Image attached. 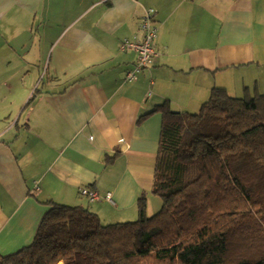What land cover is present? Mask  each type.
Here are the masks:
<instances>
[{"label": "crops", "instance_id": "crops-1", "mask_svg": "<svg viewBox=\"0 0 264 264\" xmlns=\"http://www.w3.org/2000/svg\"><path fill=\"white\" fill-rule=\"evenodd\" d=\"M149 9L157 56L128 83L138 57L121 44L142 37ZM263 20L264 0H0V253L32 243L49 201L116 224L138 218L145 194L147 216L156 214L154 110L196 111L213 89L230 91L235 68L264 73ZM252 81L264 94L260 77L242 90L251 95ZM24 87L33 94L21 122L22 106L12 108ZM84 187L114 203L89 205Z\"/></svg>", "mask_w": 264, "mask_h": 264}, {"label": "trees", "instance_id": "trees-1", "mask_svg": "<svg viewBox=\"0 0 264 264\" xmlns=\"http://www.w3.org/2000/svg\"><path fill=\"white\" fill-rule=\"evenodd\" d=\"M155 112L156 214L147 216L145 194L138 221L116 224L49 201L32 243L0 253V264H264V94L215 88L197 113L168 102ZM84 188L89 205L108 202H91Z\"/></svg>", "mask_w": 264, "mask_h": 264}, {"label": "built area", "instance_id": "built-area-1", "mask_svg": "<svg viewBox=\"0 0 264 264\" xmlns=\"http://www.w3.org/2000/svg\"><path fill=\"white\" fill-rule=\"evenodd\" d=\"M154 15L155 10L149 9L143 16L140 24L141 38L126 39L121 44V51H133L138 57L136 65L126 75L128 83L136 81L141 72L149 69L157 56L155 43L158 39L159 31L154 22ZM81 195L87 197L91 202L105 200L114 203L111 193L101 197L96 191L84 188L81 190Z\"/></svg>", "mask_w": 264, "mask_h": 264}, {"label": "rangeland", "instance_id": "rangeland-1", "mask_svg": "<svg viewBox=\"0 0 264 264\" xmlns=\"http://www.w3.org/2000/svg\"><path fill=\"white\" fill-rule=\"evenodd\" d=\"M257 40H260L261 44L264 45V20L263 22L261 23V28L259 29V32L257 34ZM264 69V68H262ZM249 70V71H247ZM260 71V70H259ZM233 73L237 74V79H236V82L234 83V85H230V91L228 92L231 96H234V97H238V98H246V97H250V96H256L258 94H261V93H255L256 92V89H255V84H254V81H252L250 84V91H251V95H247V90H242L241 87H244L246 82H250V78H253V80L256 79V77H260V80L263 81L264 80V73L263 72H256V68H253V70H250L248 69L247 67H242V68H235V70L233 71ZM249 75L248 78H246V75ZM251 75V76H250ZM41 78L38 77L37 79V82L40 81ZM23 79H17L15 78L14 79V86L15 87H19L20 88V85H21V81ZM26 80H29V79H26ZM35 81V78L32 77L30 79V84H33V82ZM45 82H46V79H45ZM247 84V83H246ZM45 85V84H44ZM44 85H41L40 88H43ZM248 86V85H246ZM25 88V87H24ZM261 90H263L261 88ZM33 94V93H32ZM32 94L28 95V89L26 90L23 89L21 94L16 98L17 102L14 103L13 105V114H15L16 112L18 113V107L19 106H22L20 107V113L24 111V107L25 105H21L23 104V102H25L27 99V97L29 96V99L31 98ZM28 99V100H29ZM27 102V101H26ZM25 104V103H24ZM200 109L196 110V111H192V112H189V113H197L199 112ZM182 112H185V111H182ZM27 113H28V110L26 109L22 115V118H21V122H23L25 120V118L27 117ZM13 116V115H12ZM14 118V116H13ZM139 217V216H138ZM139 218H136V219H133L132 221H129V222H136L138 221ZM106 224V223H104ZM63 262V261H61ZM64 264V262H63Z\"/></svg>", "mask_w": 264, "mask_h": 264}, {"label": "bare ground", "instance_id": "bare-ground-1", "mask_svg": "<svg viewBox=\"0 0 264 264\" xmlns=\"http://www.w3.org/2000/svg\"><path fill=\"white\" fill-rule=\"evenodd\" d=\"M58 264H63V262H59Z\"/></svg>", "mask_w": 264, "mask_h": 264}]
</instances>
